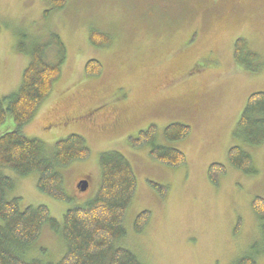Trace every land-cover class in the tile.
<instances>
[{
    "label": "rangeland",
    "instance_id": "rangeland-1",
    "mask_svg": "<svg viewBox=\"0 0 264 264\" xmlns=\"http://www.w3.org/2000/svg\"><path fill=\"white\" fill-rule=\"evenodd\" d=\"M110 37L106 45L89 40L91 30ZM57 36L64 51L52 42ZM236 38L259 55L263 66L246 70L233 59ZM46 44L44 59H60L52 82L30 121L19 131L43 144L52 155L55 142L82 136L89 156L55 170L68 199L57 200L36 186L38 173L19 175L0 166L13 180L5 197L19 198L20 208L45 205L61 222L71 208L90 202L100 185V158L122 154L136 177V188L114 245L133 252L142 264H264V235L251 203L264 198V141L252 146L234 135L249 94L264 92V0H65L56 9L46 0H0V97L21 83L30 50ZM101 64L97 75L85 64ZM172 122L190 127L180 141H168L163 128ZM150 124L154 144L181 150L186 161L170 167L152 159L150 144L132 140ZM17 129L10 114L0 134ZM252 157L255 173L228 163L229 147ZM226 167L210 181L211 164ZM86 177L88 187H78ZM159 185L161 194L151 183ZM142 211L150 220L141 232L134 220ZM0 224L2 220L0 219ZM62 237L48 223L25 249L27 259L54 264L64 254Z\"/></svg>",
    "mask_w": 264,
    "mask_h": 264
},
{
    "label": "trees",
    "instance_id": "trees-1",
    "mask_svg": "<svg viewBox=\"0 0 264 264\" xmlns=\"http://www.w3.org/2000/svg\"><path fill=\"white\" fill-rule=\"evenodd\" d=\"M54 8H62L65 0H46ZM89 40L94 45H106L110 37L95 29L90 31ZM59 51L64 48L57 36L53 37ZM46 44H36L27 52L29 62L22 71L18 88L6 97H0V124L10 114L17 129L0 134V166L8 167L19 175L37 172V188L43 193L65 201L68 199L62 188V177L55 170L72 161L86 159L90 150L84 138L70 134L57 140L52 155H43V144L37 138L23 135L19 128L30 121L51 88L52 82L60 75V59L49 63L44 59ZM233 59L242 68L258 71L263 64L259 55L247 48L243 38H236L233 46ZM101 64L94 59L86 62V74H99ZM190 127L180 122H172L163 128V137L168 141H180L190 133ZM157 128L150 124L140 130L132 140V147L149 143L150 157L157 162L176 167L185 163V154L174 147L154 144ZM250 143L259 145L264 141V92L249 94L236 125L235 134ZM227 159L230 166L245 173H255L251 155L239 146L229 147ZM223 164L213 163L208 170L210 181L224 174ZM100 185L95 197L86 205L68 209L61 222L51 218L45 205L20 208L19 198L7 199V189L13 187V180L0 173V264H41L37 259H27L25 249L39 237L42 227L48 223L51 230L58 233L65 242L66 250L54 264H142L130 250L117 247L114 241L124 236L122 222L134 196L136 177L128 160L115 151L105 152L100 158ZM161 194V187L149 182ZM254 214L261 222L264 235V198L255 197L251 203ZM150 220V212L136 215L134 229L141 232ZM238 264H256L247 259Z\"/></svg>",
    "mask_w": 264,
    "mask_h": 264
},
{
    "label": "water",
    "instance_id": "water-1",
    "mask_svg": "<svg viewBox=\"0 0 264 264\" xmlns=\"http://www.w3.org/2000/svg\"><path fill=\"white\" fill-rule=\"evenodd\" d=\"M78 187L82 190L86 189L88 187V181L87 180H81L78 182Z\"/></svg>",
    "mask_w": 264,
    "mask_h": 264
},
{
    "label": "flooded vegetation",
    "instance_id": "flooded-vegetation-1",
    "mask_svg": "<svg viewBox=\"0 0 264 264\" xmlns=\"http://www.w3.org/2000/svg\"><path fill=\"white\" fill-rule=\"evenodd\" d=\"M81 180H88V179L86 177L78 179V181H81Z\"/></svg>",
    "mask_w": 264,
    "mask_h": 264
}]
</instances>
